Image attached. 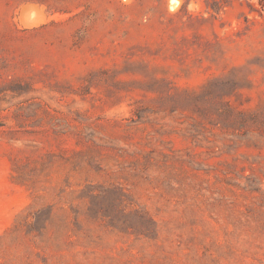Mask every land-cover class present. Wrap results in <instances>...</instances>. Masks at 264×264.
Masks as SVG:
<instances>
[{
  "label": "rangeland",
  "instance_id": "1",
  "mask_svg": "<svg viewBox=\"0 0 264 264\" xmlns=\"http://www.w3.org/2000/svg\"><path fill=\"white\" fill-rule=\"evenodd\" d=\"M172 2L0 0V264H264V6Z\"/></svg>",
  "mask_w": 264,
  "mask_h": 264
},
{
  "label": "trees",
  "instance_id": "2",
  "mask_svg": "<svg viewBox=\"0 0 264 264\" xmlns=\"http://www.w3.org/2000/svg\"><path fill=\"white\" fill-rule=\"evenodd\" d=\"M261 6H264V0H259Z\"/></svg>",
  "mask_w": 264,
  "mask_h": 264
},
{
  "label": "clouds",
  "instance_id": "3",
  "mask_svg": "<svg viewBox=\"0 0 264 264\" xmlns=\"http://www.w3.org/2000/svg\"><path fill=\"white\" fill-rule=\"evenodd\" d=\"M173 3L175 4L176 3V0H173Z\"/></svg>",
  "mask_w": 264,
  "mask_h": 264
},
{
  "label": "bare ground",
  "instance_id": "4",
  "mask_svg": "<svg viewBox=\"0 0 264 264\" xmlns=\"http://www.w3.org/2000/svg\"><path fill=\"white\" fill-rule=\"evenodd\" d=\"M176 2H177V0H176ZM172 3H173V2H172ZM173 5H174V3H173ZM175 5H176V4H175ZM37 17H38V16H37ZM38 19H39V18H38ZM38 19H37V20H38Z\"/></svg>",
  "mask_w": 264,
  "mask_h": 264
}]
</instances>
